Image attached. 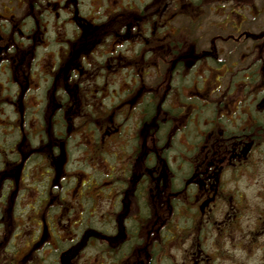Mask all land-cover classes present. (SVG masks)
<instances>
[{"label": "flooded vegetation", "instance_id": "af4514ba", "mask_svg": "<svg viewBox=\"0 0 264 264\" xmlns=\"http://www.w3.org/2000/svg\"><path fill=\"white\" fill-rule=\"evenodd\" d=\"M87 1L100 4L90 16ZM87 1L0 0V264H264V32L240 36L260 45L220 89L237 60L219 67L218 47L172 26L183 9L245 0ZM109 4L112 49L85 53ZM50 17L69 34L50 38ZM150 55L170 64L154 92L136 60ZM204 58L202 73H178ZM88 78L85 100L110 104L72 126L51 105Z\"/></svg>", "mask_w": 264, "mask_h": 264}, {"label": "rangeland", "instance_id": "374dc122", "mask_svg": "<svg viewBox=\"0 0 264 264\" xmlns=\"http://www.w3.org/2000/svg\"><path fill=\"white\" fill-rule=\"evenodd\" d=\"M87 1V0H86ZM245 3L243 4H237V5H231V7L227 6H217V7H202L199 11L195 10V13L193 14V17L190 15H186L187 9H183L182 11L185 13L179 14L176 19H174V22H172L173 28H177L179 30L178 37H182L183 32H185L186 28L195 27L194 29V35L196 34V37H201L199 42H201L200 49H210L211 47H218L216 50H221V56H217L215 61L220 64L219 67H224V62L227 63V60H233L237 62L235 63L236 66L234 68H230L232 73H230L228 76L225 77V80L220 83V89L225 87L228 84V81L234 80L236 81L237 78L241 75L240 72H236V70H241L246 65H248L251 62V57L245 56L252 52H257V44L260 45L258 41L251 42L250 39L245 38L244 36L240 37L244 33H250V32H264V2L260 0H245L243 1ZM245 4H247L245 6ZM100 4H89L87 1L86 6L83 7V10H85V13H88L89 16L92 14V12L96 11L97 7H99ZM23 7L25 10L27 9L28 5L26 3H23ZM112 4H109L107 8L101 9V11L98 12L101 13L100 15L101 20H99L97 25H94L92 28H95L93 32V36L88 37L87 36V47L85 49V53L90 52V50H95L98 52V49L100 51H106L108 52L110 49H112L113 39L109 40L107 39V33L112 30V23H113V17L109 15V12L111 11ZM191 9V8H189ZM107 18H105V16ZM185 16H187L189 19L193 20L194 23L190 24V21L188 19H185ZM58 18L55 20L51 17L47 20L45 19L46 23L48 24L46 30L49 34L50 38H54L55 35L62 36L65 32H70V27L65 24L63 21H58ZM62 20V18H60ZM199 24V27L196 26L195 23ZM43 30L42 26H39V32ZM115 29L112 30V32ZM192 32V30L190 29ZM69 34V33H68ZM197 43V41L195 42ZM50 49L58 50L57 48V42H54L53 39L50 41ZM263 47V46H262ZM126 48H129L127 46ZM217 52V51H216ZM62 53V49H59V55ZM192 53V52H191ZM38 61L39 64H45V67L47 66V59H48V53L44 50L39 49L38 52ZM49 55H52L50 52ZM126 55H131V51H127ZM61 57V56H60ZM164 57V56H163ZM150 55L145 57H139L136 59L137 61L144 64L146 69H149L148 76L144 78V81L147 83H151V88L154 92V89L157 91L160 90L163 87V84H157L156 82L160 81V75L163 73L164 70L169 71V63L164 62V58ZM169 57V56H168ZM162 59V60H161ZM227 59V60H226ZM42 60H45L41 63ZM90 60V59H89ZM206 59H201L200 61H192L191 59L189 61H186L187 63L184 67L182 66L181 69L178 71V73H182L185 75H188V69L195 66V71L197 73H202L206 66H208L205 62ZM158 64L163 66L161 69L158 68ZM157 66L154 70L153 68ZM218 66H214L217 68ZM255 66V65H254ZM97 71L94 70L93 73ZM224 72V68L220 69H211L206 74V83H210V89L215 87L216 85H219L216 82V78L218 75L222 74ZM92 73V74H93ZM89 76H91V73H88ZM84 75V73H83ZM137 75V73H136ZM65 75L60 74L59 77L62 79ZM162 76V75H161ZM88 76H85L87 78ZM163 77V76H162ZM133 79H130L128 82L132 81ZM111 80H109L110 82ZM69 88H72L69 92L70 95L76 96V100H58V98L54 101V103L51 105L55 107V112L58 115H68L72 116L71 124L72 126L76 125L78 122V114H89L87 113V106H92L93 108L96 107L95 110L100 108H107L109 107V100H85V93L84 92H90L92 89L96 88V84L93 80L88 78V82H84V86L82 91L80 89H75L74 84L70 83ZM110 88L113 91H122V89L127 88L126 83L122 79H119L116 83L112 84ZM149 89L148 85H144L142 87V82L139 83L138 87L136 88V96L135 98H131L129 100H137V97H139L143 92L147 91ZM111 90H108V93H110ZM170 92H174V89H171ZM158 94H161L158 93ZM107 95V94H106ZM105 95V96H106ZM167 95L165 96L166 99ZM80 98V100H78ZM73 128V127H72ZM85 143L87 140L84 141ZM77 152L73 153V158L76 157ZM26 240V239H25ZM91 261V260H90Z\"/></svg>", "mask_w": 264, "mask_h": 264}]
</instances>
